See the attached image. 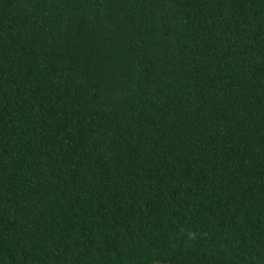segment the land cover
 Segmentation results:
<instances>
[{"label":"trees","instance_id":"1","mask_svg":"<svg viewBox=\"0 0 264 264\" xmlns=\"http://www.w3.org/2000/svg\"><path fill=\"white\" fill-rule=\"evenodd\" d=\"M0 264H264V0H0Z\"/></svg>","mask_w":264,"mask_h":264}]
</instances>
